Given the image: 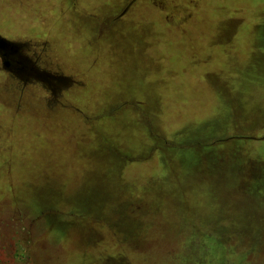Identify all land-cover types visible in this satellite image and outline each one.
Masks as SVG:
<instances>
[{
	"label": "rangeland",
	"instance_id": "rangeland-1",
	"mask_svg": "<svg viewBox=\"0 0 264 264\" xmlns=\"http://www.w3.org/2000/svg\"><path fill=\"white\" fill-rule=\"evenodd\" d=\"M0 36L57 95L0 72V264H264V0H0Z\"/></svg>",
	"mask_w": 264,
	"mask_h": 264
},
{
	"label": "flooded vegetation",
	"instance_id": "flooded-vegetation-1",
	"mask_svg": "<svg viewBox=\"0 0 264 264\" xmlns=\"http://www.w3.org/2000/svg\"><path fill=\"white\" fill-rule=\"evenodd\" d=\"M13 42H16L17 45H10L7 48L0 49V72L6 71L13 76L16 75L25 83L32 81L33 78L46 81L54 91V95L57 96L54 90L55 87H52L53 83L43 73L37 72L34 66L30 63L31 59L25 55L27 51L32 49L30 44L18 41Z\"/></svg>",
	"mask_w": 264,
	"mask_h": 264
},
{
	"label": "trees",
	"instance_id": "trees-1",
	"mask_svg": "<svg viewBox=\"0 0 264 264\" xmlns=\"http://www.w3.org/2000/svg\"><path fill=\"white\" fill-rule=\"evenodd\" d=\"M128 9V8H127ZM127 9L124 11L126 12ZM226 246V245H225ZM245 247L242 248L243 249V253H241L242 255H240V257L237 258L236 263L234 264H253L252 262L247 260V255L249 253H251V251L253 250V252L259 248L256 245L252 244L249 245H244ZM256 246V248H255ZM194 252V253H192ZM209 252V247L206 244H202V247L198 248V246L196 245H190L187 248L186 253L184 254L185 256L183 257V259H179L178 261L175 262V264H206V262H209L210 260L207 257V254ZM256 257H258V255L256 254ZM224 262H222V264H233L232 262H230L229 260H223Z\"/></svg>",
	"mask_w": 264,
	"mask_h": 264
},
{
	"label": "water",
	"instance_id": "water-1",
	"mask_svg": "<svg viewBox=\"0 0 264 264\" xmlns=\"http://www.w3.org/2000/svg\"><path fill=\"white\" fill-rule=\"evenodd\" d=\"M10 45L14 46L17 45V43L0 36V49L7 48Z\"/></svg>",
	"mask_w": 264,
	"mask_h": 264
},
{
	"label": "crops",
	"instance_id": "crops-1",
	"mask_svg": "<svg viewBox=\"0 0 264 264\" xmlns=\"http://www.w3.org/2000/svg\"><path fill=\"white\" fill-rule=\"evenodd\" d=\"M169 35H171V32L169 33ZM158 50L162 51V53H163L164 48H162V47L159 46ZM165 50H166V48H165Z\"/></svg>",
	"mask_w": 264,
	"mask_h": 264
}]
</instances>
